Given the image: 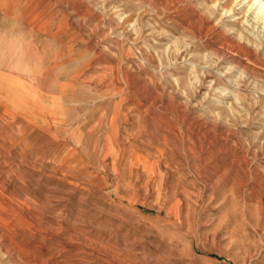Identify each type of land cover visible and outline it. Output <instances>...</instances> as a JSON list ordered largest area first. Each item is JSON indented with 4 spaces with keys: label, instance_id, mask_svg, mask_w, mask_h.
<instances>
[{
    "label": "rangeland",
    "instance_id": "rangeland-1",
    "mask_svg": "<svg viewBox=\"0 0 264 264\" xmlns=\"http://www.w3.org/2000/svg\"><path fill=\"white\" fill-rule=\"evenodd\" d=\"M252 2L32 0L64 37L0 85V264H264Z\"/></svg>",
    "mask_w": 264,
    "mask_h": 264
},
{
    "label": "crops",
    "instance_id": "crops-1",
    "mask_svg": "<svg viewBox=\"0 0 264 264\" xmlns=\"http://www.w3.org/2000/svg\"><path fill=\"white\" fill-rule=\"evenodd\" d=\"M32 5V0H0V85L23 84L34 75V68H48L34 60L47 63L49 41L56 46L62 43L64 34L50 39L48 31L34 28ZM60 47L57 52H63V45Z\"/></svg>",
    "mask_w": 264,
    "mask_h": 264
},
{
    "label": "bare ground",
    "instance_id": "bare-ground-1",
    "mask_svg": "<svg viewBox=\"0 0 264 264\" xmlns=\"http://www.w3.org/2000/svg\"><path fill=\"white\" fill-rule=\"evenodd\" d=\"M241 1H243V0H239V3H241ZM252 8H253V11L257 10L254 13L256 18L259 17V19L264 20V0H253L252 4L250 6V9H252Z\"/></svg>",
    "mask_w": 264,
    "mask_h": 264
}]
</instances>
